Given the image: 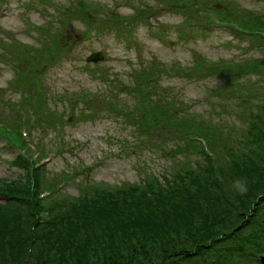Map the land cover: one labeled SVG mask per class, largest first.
Instances as JSON below:
<instances>
[{
	"label": "trees",
	"instance_id": "1",
	"mask_svg": "<svg viewBox=\"0 0 264 264\" xmlns=\"http://www.w3.org/2000/svg\"><path fill=\"white\" fill-rule=\"evenodd\" d=\"M84 6L76 1L62 15L84 17ZM229 17L248 31L230 28L248 39L252 47L246 51L257 52L240 62L192 63L187 73L210 77L213 84L208 88L215 99L212 115L187 110L182 101L154 87L149 72H135L134 114L121 108V115L144 144L156 135L158 147L152 151L166 158L159 170L137 182H85L79 164L53 171L43 181L19 131L13 135L0 128L6 145L16 149L11 163L17 170L11 179L0 177V264H261L264 37L258 28L264 30V15ZM143 84L150 93L142 91ZM15 88L24 93L19 106L8 104V124L18 127L21 110L27 112L21 104H29L34 113L51 114L33 87ZM195 137L207 140L217 154L215 162ZM237 179L247 181L245 195L232 190ZM70 183L76 192L63 193ZM43 189L50 191L45 200L38 198Z\"/></svg>",
	"mask_w": 264,
	"mask_h": 264
},
{
	"label": "rangeland",
	"instance_id": "2",
	"mask_svg": "<svg viewBox=\"0 0 264 264\" xmlns=\"http://www.w3.org/2000/svg\"><path fill=\"white\" fill-rule=\"evenodd\" d=\"M19 1L9 0L10 9L0 19V41H3L0 46H5L9 40L8 36L13 35L22 43L36 47L41 41H47L36 27L45 25L49 8L44 0ZM28 1L33 5L29 7L31 2L25 5ZM99 1L101 12L99 11L98 18L107 12V8H114L124 15V24L116 28L98 22L88 30L85 23L74 21L73 27L66 28L60 38V44L66 43V55L59 59L63 53L60 46L53 57L40 62L41 66L48 63L39 72L29 73L40 79L42 90L38 84V92L44 94L46 104L56 111L48 115L34 113L29 104H21V107L27 110V115L21 116V122L29 124L36 151L42 153L41 158L44 157L41 161L49 159L45 162L46 179L49 173L65 169L66 164L71 163L83 165L84 181L89 178V181L110 184L137 182L143 172L159 170L166 158L152 151L151 145L142 143L141 138L133 134L134 127L129 121L109 110L108 102L117 101L119 95L118 106L125 110L132 107L137 97L131 89V71L134 65H140L141 62L155 59L164 62L167 67L177 64L189 69L193 61L201 57L218 61L234 58L240 60L251 56L246 52L252 47L249 41L239 43L238 37L233 36L229 29L222 25L203 29L206 25L198 20L205 16L208 5L212 11V8L219 7L226 10L231 5L241 9H264V0H223L221 5L211 0H199L200 18L197 19L189 17L191 14L188 11L195 9V6L188 8L192 0L181 3L186 5L184 9L175 8L171 4H161L154 8L155 13L152 14H156L164 26L154 29L149 27L151 14L141 16V5L143 2L154 3L155 0ZM132 5H135V8H132ZM157 29L164 31L158 34L155 32ZM59 49L62 51L60 55ZM95 50L104 53V59L98 62V67L105 71V75L112 81L119 76L122 80L119 85L99 79L93 72V64L85 61L86 55ZM3 57L0 47V58ZM57 59L59 60L56 61ZM11 62L18 67L16 62ZM15 79L16 68L0 61V115L5 118H8L10 110L8 102L21 99L20 93L13 92L11 82ZM160 83L169 89L174 97L190 103V109H195L201 115L203 112L212 115L210 111L214 109V102L207 97L208 85H213L210 80L170 72L162 74ZM79 93H84L94 100L91 104L82 103L84 114L80 112L82 108L76 107L73 111L68 106L71 97L66 95ZM58 94L65 97L58 98ZM57 119L60 123H56ZM3 120L0 117V121ZM15 153L16 151L0 138V177L11 179L16 175V167L10 164ZM67 192H76L74 184L65 186L63 193Z\"/></svg>",
	"mask_w": 264,
	"mask_h": 264
},
{
	"label": "clouds",
	"instance_id": "3",
	"mask_svg": "<svg viewBox=\"0 0 264 264\" xmlns=\"http://www.w3.org/2000/svg\"><path fill=\"white\" fill-rule=\"evenodd\" d=\"M231 187L234 192H237L240 195H245L248 191L246 180H241V179L234 180Z\"/></svg>",
	"mask_w": 264,
	"mask_h": 264
},
{
	"label": "water",
	"instance_id": "4",
	"mask_svg": "<svg viewBox=\"0 0 264 264\" xmlns=\"http://www.w3.org/2000/svg\"><path fill=\"white\" fill-rule=\"evenodd\" d=\"M100 55L99 54H91L90 56H89V59H96V58H98ZM261 263L262 264H264V256H261Z\"/></svg>",
	"mask_w": 264,
	"mask_h": 264
}]
</instances>
